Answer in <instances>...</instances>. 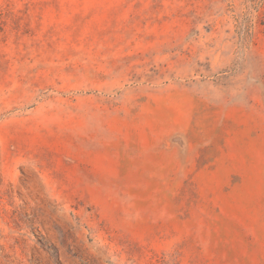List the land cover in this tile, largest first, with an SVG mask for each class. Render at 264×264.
<instances>
[{"label": "rangeland", "instance_id": "1", "mask_svg": "<svg viewBox=\"0 0 264 264\" xmlns=\"http://www.w3.org/2000/svg\"><path fill=\"white\" fill-rule=\"evenodd\" d=\"M0 264H264V0H0Z\"/></svg>", "mask_w": 264, "mask_h": 264}]
</instances>
